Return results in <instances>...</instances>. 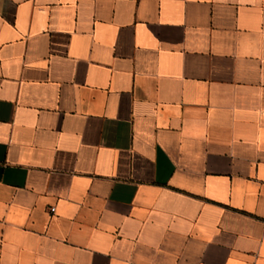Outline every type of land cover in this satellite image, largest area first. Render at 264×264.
<instances>
[{
  "label": "crops",
  "instance_id": "crops-1",
  "mask_svg": "<svg viewBox=\"0 0 264 264\" xmlns=\"http://www.w3.org/2000/svg\"><path fill=\"white\" fill-rule=\"evenodd\" d=\"M0 264H264V0H0Z\"/></svg>",
  "mask_w": 264,
  "mask_h": 264
},
{
  "label": "built area",
  "instance_id": "built-area-1",
  "mask_svg": "<svg viewBox=\"0 0 264 264\" xmlns=\"http://www.w3.org/2000/svg\"><path fill=\"white\" fill-rule=\"evenodd\" d=\"M51 211H55V207H52V208H51Z\"/></svg>",
  "mask_w": 264,
  "mask_h": 264
}]
</instances>
